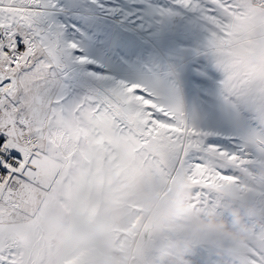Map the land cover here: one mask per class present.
Segmentation results:
<instances>
[{
    "label": "snow or ice",
    "instance_id": "6c2138e0",
    "mask_svg": "<svg viewBox=\"0 0 264 264\" xmlns=\"http://www.w3.org/2000/svg\"><path fill=\"white\" fill-rule=\"evenodd\" d=\"M261 171L264 0H0V264H264Z\"/></svg>",
    "mask_w": 264,
    "mask_h": 264
},
{
    "label": "rangeland",
    "instance_id": "374dc122",
    "mask_svg": "<svg viewBox=\"0 0 264 264\" xmlns=\"http://www.w3.org/2000/svg\"><path fill=\"white\" fill-rule=\"evenodd\" d=\"M255 175L258 179L264 180V171L255 173ZM245 179L248 180L250 183L252 182L251 178L249 177H246ZM157 210L162 214V218L166 219L172 211V205L158 203ZM106 231L107 228L105 226L104 221H100L96 225H87L84 223L77 222L74 225L73 233L69 235L66 239L77 240L85 238L90 245L96 247L103 241ZM108 243L112 242L108 241ZM96 251L99 255L108 254L103 247H96Z\"/></svg>",
    "mask_w": 264,
    "mask_h": 264
},
{
    "label": "clouds",
    "instance_id": "9594fccd",
    "mask_svg": "<svg viewBox=\"0 0 264 264\" xmlns=\"http://www.w3.org/2000/svg\"><path fill=\"white\" fill-rule=\"evenodd\" d=\"M180 211H183V210L181 209ZM181 242H182V241H181L180 239H177L174 243L178 245V244H180Z\"/></svg>",
    "mask_w": 264,
    "mask_h": 264
}]
</instances>
